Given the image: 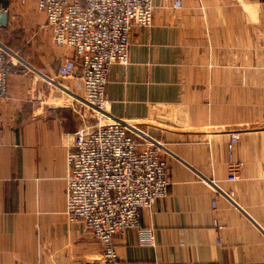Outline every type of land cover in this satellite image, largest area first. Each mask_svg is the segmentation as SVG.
<instances>
[{"label": "crops", "instance_id": "obj_1", "mask_svg": "<svg viewBox=\"0 0 264 264\" xmlns=\"http://www.w3.org/2000/svg\"><path fill=\"white\" fill-rule=\"evenodd\" d=\"M180 1L153 0L151 25L132 27L128 61L111 65L105 87L113 115L162 143L170 176L167 195L140 211L152 242L129 227L117 264H264V103H248L264 95V0ZM31 44L0 99V264H99L100 244L65 213L67 145L92 113L73 79L57 77L52 41Z\"/></svg>", "mask_w": 264, "mask_h": 264}, {"label": "built area", "instance_id": "obj_2", "mask_svg": "<svg viewBox=\"0 0 264 264\" xmlns=\"http://www.w3.org/2000/svg\"><path fill=\"white\" fill-rule=\"evenodd\" d=\"M35 2L59 49L57 77L73 79L81 93L79 105L92 113L67 145L65 213L83 223L98 241L99 264H117L115 239L129 227L138 228L141 244L152 242V229L139 225L140 211L166 196L170 185L162 143L136 123L113 115L105 97L111 65L128 61L132 27L152 23L153 0ZM172 3L181 6L180 0ZM8 51L0 42V99L8 94L9 77L19 71L20 59L10 57ZM238 140L239 132L233 131L226 144L230 180L240 176L242 162L233 157Z\"/></svg>", "mask_w": 264, "mask_h": 264}, {"label": "rangeland", "instance_id": "obj_3", "mask_svg": "<svg viewBox=\"0 0 264 264\" xmlns=\"http://www.w3.org/2000/svg\"><path fill=\"white\" fill-rule=\"evenodd\" d=\"M27 3V0L25 2H20L19 0H0V9H7L9 11V20L7 25L5 27H0V42L5 45L7 49L14 53L13 55L10 51H8L10 57L13 56L15 59L17 58V60H19L21 56L32 61V36H39L41 39H47L50 41L52 40L49 33L50 30L45 25V17L44 21L40 22L39 24H36L35 21L33 22L32 20L33 17L30 14H32L33 10H35L38 14H42V12L37 9L36 3L34 2V4L31 6L27 5ZM25 9L27 12H23ZM204 39H208V44L206 45L205 49L210 48L211 39L208 37ZM55 46L58 50L59 57L60 53L58 46ZM58 57L56 61H58ZM19 61L22 62L21 60ZM19 61H17V67H20L21 65ZM253 102L264 103V95L257 97L249 96L248 103ZM238 132L240 136V130H238Z\"/></svg>", "mask_w": 264, "mask_h": 264}, {"label": "water", "instance_id": "obj_4", "mask_svg": "<svg viewBox=\"0 0 264 264\" xmlns=\"http://www.w3.org/2000/svg\"><path fill=\"white\" fill-rule=\"evenodd\" d=\"M7 16H8V11L3 9L0 10V25L5 26L7 24Z\"/></svg>", "mask_w": 264, "mask_h": 264}]
</instances>
